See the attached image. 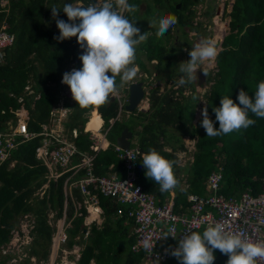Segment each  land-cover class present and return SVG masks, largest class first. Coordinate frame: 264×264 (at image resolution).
I'll return each mask as SVG.
<instances>
[{
    "label": "trees",
    "instance_id": "1",
    "mask_svg": "<svg viewBox=\"0 0 264 264\" xmlns=\"http://www.w3.org/2000/svg\"><path fill=\"white\" fill-rule=\"evenodd\" d=\"M6 1L4 5L0 3V30L12 34L14 40L12 45L5 49L4 61L0 63V130L6 129L8 122H16L17 111L24 109L27 112L29 129L38 132L41 130V123L49 117L52 104L56 101L55 91L50 89L49 84L58 83L70 62H73L72 65L78 69L82 68L79 56L83 53V49L77 43V38H66L63 41L55 38L60 35V31L56 25V18L52 16L51 7L60 8L57 18L69 22L62 8L65 3L81 2L86 7L96 0ZM148 2L149 0H129L130 4L138 6V11L135 13V18L138 19L136 26L139 27L141 24L139 27L141 32L146 29L152 32L145 47L146 51L144 50L147 61L158 59L159 62L154 67L160 70L165 67L161 66L165 52L160 43H153L152 39L157 28L150 27V21L168 14L154 10L150 13L151 20L143 26L144 23L140 22L137 13L142 10L141 5L144 4L146 5L143 12H149ZM124 15L129 14L124 13ZM228 15L231 18L229 27L235 36L234 41L223 38L222 49L216 57L217 71L213 76L208 73L209 76L203 78L204 82L213 80L209 91L204 93V98L209 117L215 121V127H219V123L216 121L213 107L220 106L221 97H231L235 103H238L237 96L241 89L250 97H254L258 84L264 81V0H234ZM177 18L179 22L182 21L179 14ZM76 22L79 23V20ZM178 24H189V21L185 19L183 23ZM169 30L165 35L167 38H169ZM134 63L143 66L139 61ZM200 84L203 82L200 81ZM182 88L178 87L176 90L179 95H183ZM192 90L189 97L180 101L173 100L172 95L167 92L158 93V88L152 87L148 95L149 110L133 113L128 118L134 121V129L130 130L136 138L138 137L143 154L155 149L165 158L175 160L174 172L179 169L176 151L184 149L181 138L188 136L196 139L193 161L187 177L189 187L187 189L175 187L161 192L160 185L145 176L146 169L142 165L140 156L136 160L139 165L137 169L139 177L134 184L139 183L143 190L155 194L158 201L169 199L171 197L169 193L172 191L173 194L175 193L173 198L175 207L180 203L189 205L186 196L189 193L205 195L208 175L222 165L223 180L234 186H227L234 188L228 190L220 183L222 193L240 194L249 187L254 188V194L259 192V179L264 176V118L250 114V118L256 123L249 128L208 137L202 126L192 125L196 107L193 96L197 97L194 87ZM20 97L22 101L19 102ZM92 107L82 108L75 104L74 111L83 121L88 118L87 114ZM117 110L115 100L109 101V99L104 105L97 107L105 124H108L109 118L117 117ZM122 121L120 117L116 119L112 130L117 131L116 128H120L117 131L120 133L125 127V124H121ZM100 124L101 118L94 111L87 128L96 130ZM67 126H71V123ZM160 137L164 139L163 142L158 141ZM2 142L4 144V140ZM41 143L42 136L21 143L11 155L16 162L14 166H11L9 160L0 165V251L8 247L12 232H20L22 222L28 218L27 221H33L30 223L33 228L30 234L32 241L24 248L38 260H46L50 253L52 234L46 218L50 213H53L55 221L62 218L64 176L58 180L49 177L46 165L36 158L35 149ZM83 145L87 146V143ZM165 146H169L170 151L165 150ZM113 152L112 149H106L98 154L96 171L102 173L104 168L114 162L116 174L119 178H125L123 164L117 157H113ZM222 153L225 156L223 163L219 157ZM44 184L47 187L41 195L39 191ZM98 199L104 216L100 229L92 227L86 239L81 236L79 240H75L80 233L81 217L74 218L73 227L66 229L67 246L71 248L75 244L82 245L76 264H90V261H94V264H138L141 261V254H134L130 250L134 236L131 234L133 219L128 215L129 204L116 197L101 194L98 195ZM205 229L203 227L196 231L202 234ZM167 243H171L168 238ZM7 256H3L0 263L9 260ZM214 256V264H227L228 256L219 250L214 251ZM28 262V259L23 258L20 264H28ZM159 264H181V262L176 257L170 256Z\"/></svg>",
    "mask_w": 264,
    "mask_h": 264
},
{
    "label": "clouds",
    "instance_id": "2",
    "mask_svg": "<svg viewBox=\"0 0 264 264\" xmlns=\"http://www.w3.org/2000/svg\"><path fill=\"white\" fill-rule=\"evenodd\" d=\"M144 5H141V7L144 8ZM62 8L69 22L57 18L60 8L56 6L51 7L52 16L56 18V25L60 31V35L55 38L60 41L71 37L77 38V43L80 48L83 49V53L79 56L82 62V68L78 69L74 65H70L73 67L72 71H70V67H68L58 83H51L54 85L59 84L58 86L56 85V89L53 90L55 91L56 101L52 104L51 111L55 110L57 114L61 113L63 116L61 123H63L67 129H70V131L76 129L78 131V136L75 140L78 142V144H76L79 149L82 140L85 138L88 140L91 133L99 135L103 133L106 128L110 127L105 136L104 148H102V145L97 148L95 152L94 169L98 175H107L110 172H115L114 162L106 167V172L99 173L96 171L97 156L102 149H112L116 152L122 164L123 157H119V154L124 151H129L126 155L130 159L138 160L139 156L142 157V165L146 169L145 176L159 184L161 192L175 188L179 183L173 170V166L176 164L175 160L165 158L155 149H150L146 154H143L137 138L134 139V147L131 146L133 140L130 139L129 148L126 150H122L119 146L120 150H117L115 142L113 143L108 140L112 125L122 113L129 114V112H133L136 114V111L147 112L150 108L148 95L152 86L145 83L148 74L144 72V77H142L143 75H139V77L142 78L137 81H132L137 75V67L140 66L134 63L136 60L137 48L148 39V33L144 32L141 34L140 28L136 26L138 19L135 18V13L138 11V6L130 4L129 0H97L96 3H90L86 7L83 5L74 6L71 3H65ZM124 13H128L129 15L125 16ZM77 20H79V23L76 22ZM155 25V21L150 23V27ZM175 25L180 24H178V18L174 14L162 16L159 19L158 29L155 33L157 39L166 35L168 30ZM217 55V42L214 39H204L192 46L189 52L190 59L179 64V73L182 75H180L177 85L183 86L185 84L194 83L198 79L197 71L201 68L203 69V74L207 76L208 72L204 64L206 61H214ZM153 60L155 59L151 61ZM154 69L157 70L155 67ZM117 77L120 79V86L128 83L126 87L127 90L129 84L133 82L143 83L144 95L133 111L125 109L127 102L124 105L122 100L124 98L121 97L118 105L117 117L114 119L109 118L108 124H105L101 114L97 111V107L104 105L111 95L116 94L118 90ZM155 87L158 88V86ZM59 89H66V91L61 93L58 98ZM167 93L170 95L173 91L167 90ZM193 99L200 100L195 96H193ZM237 99L238 103H235L231 97L223 96L220 100V106L213 107L219 127H215V121L209 117L208 107L205 106L202 109L201 115L203 118L201 120V126L206 130V136L215 137L221 134L231 133L234 130L247 129L256 123L254 119L250 118V114L257 118H264V81L258 84L254 92V97H250L246 91L241 89ZM58 102H62L67 111H64V106ZM75 104L80 105L82 108L93 106L89 110L86 120L81 121V117L74 111ZM141 107L144 109H141ZM145 108H147V110H145ZM94 111L101 118V124L96 130L87 128V124L91 120ZM110 119L113 121L112 124L109 122ZM68 123H71V126H67ZM136 129H138V127ZM133 137L135 138L134 135ZM90 142L93 144L92 141ZM21 143H24V141L20 142L17 146ZM130 151L136 153L137 157ZM8 160L11 166H14L15 159L11 158L9 155L4 161H1L0 164ZM136 164L138 169L139 165L137 162ZM213 171L221 173L222 182V165ZM84 173L85 169H83V171L80 170L78 174L70 177L67 183H65L67 180L65 178L69 176L70 173L64 175V205L62 218L55 221L53 219V213H50L48 218H46L48 225L51 229H54L51 234L50 253L46 260H38L37 257L29 254V261L34 258L39 264H61L63 260L59 259L57 252L63 251L67 246L68 235L66 229L73 227V221L76 217H81L82 222L79 236H76L75 240H79L81 236H83V239H86L87 236L90 235L92 227L100 229L104 216L103 208L99 205L98 195L103 194L98 190L96 184L87 183L85 189L81 188L80 182L74 184L70 182L72 178H78L72 182L77 180L80 181ZM46 187V184L41 187L39 191L41 195H43ZM93 213L95 215H93ZM31 222L33 221H23L21 224V231L12 232L11 241L6 249L13 248L14 244L18 243L25 247L23 243H26L27 240V244H30L32 241V236L30 234H32L31 231L33 229L30 226ZM133 228L134 226L132 225L131 234L134 236V242L130 246L131 252L138 255L141 254V261L152 264L153 261H150L145 253V250L152 252L154 248L152 238L150 236L145 237L142 243L143 248H138L139 245L137 244V237ZM188 233L189 234L178 241L177 247L170 250L166 249V251H170V254L176 257L181 264H214L215 250H219L222 254L228 256L227 264H258V261H264V242L251 241L244 238L240 233L229 231L227 226L222 222H217L214 225L208 226L202 234L197 231H192L191 229H188ZM168 236L175 238L177 235L170 230L160 238L166 239ZM23 238L24 240H22ZM79 245L81 244H75L70 249L68 246L66 247L70 251L76 249V252H74L75 261L80 257V252L82 250V247ZM14 259L15 257L13 256V260ZM22 259L23 258L18 257V261L15 262L20 264ZM141 261L138 264H141Z\"/></svg>",
    "mask_w": 264,
    "mask_h": 264
},
{
    "label": "built area",
    "instance_id": "3",
    "mask_svg": "<svg viewBox=\"0 0 264 264\" xmlns=\"http://www.w3.org/2000/svg\"><path fill=\"white\" fill-rule=\"evenodd\" d=\"M6 2L0 1L1 5ZM13 40L12 34L0 30V63L4 61L5 49L12 45ZM18 101H22V98L20 97ZM26 116L27 112L19 109L17 121L8 122V130L0 132V162L4 161L20 142L42 136V143L37 145L35 153L36 158L48 168L49 177L58 180L70 173L65 178L67 183L70 177L85 169L83 178L74 182L72 181L78 178H72L71 184L80 182L81 188L85 189L87 183L96 184L104 196L116 197L128 203L130 206L128 215L133 219V231L137 237L138 248H143L145 237L152 238L154 244L152 252L145 250L150 261L164 262L172 256L166 249L177 247L178 241L189 234L188 229L196 231L217 222L224 223L229 231L240 233L248 240L264 242V176L259 179L260 191L255 194L254 188L249 187L238 196L225 195L221 192V173L212 171L206 179L205 195L189 193L186 197L189 205L180 203L175 207L174 194L165 201H158L155 194L143 190L138 183L134 184L138 177L137 164L136 159H130L126 155L129 151L119 154V157H123L125 178H119L116 172L98 175L94 169L96 154L79 149L75 143L78 131L67 129L55 110H52L47 120L41 123V130L38 132L29 129ZM109 122L112 124V119ZM109 128L104 130L100 139L96 138L98 135L96 133L89 135V140L96 149L105 143ZM116 149L120 150L118 146ZM170 230L177 236L175 238L168 236L171 243H167V238L160 237ZM258 264H264V261H258Z\"/></svg>",
    "mask_w": 264,
    "mask_h": 264
},
{
    "label": "rangeland",
    "instance_id": "4",
    "mask_svg": "<svg viewBox=\"0 0 264 264\" xmlns=\"http://www.w3.org/2000/svg\"><path fill=\"white\" fill-rule=\"evenodd\" d=\"M150 1L151 0H149L148 2L149 4L147 6V10H149V12L147 11L143 12V8H142V10L137 13L138 14L137 16L140 18V22L144 23L143 26H145L146 22H149V20H151L150 13L154 10H158L161 13H166L168 15L169 14L175 15L177 12V14H179L182 17V21L181 22L178 21V23H183L185 19H188L189 24L175 25L172 28H170L169 38H167L164 35L163 37L157 39L156 35L154 34L153 36L154 38L152 39L153 43H160V45L163 46L164 52H165L164 54L165 59L163 57V59L161 60V66L164 65L165 67H163L160 70L154 69V66L159 62L158 59H155L153 61H147V58L145 55V51H146L145 47L148 45L147 41L149 40V37L151 36L152 32L146 29L144 32L148 33V39L146 42L138 46L137 52H136V60H135V62L139 61L140 64H143V67H140V66L137 67L138 69L137 75L132 81H137L140 78L144 77V74H145L144 72H146L148 74L147 75L148 78H146L145 80V83L147 85H151L152 87L158 86L159 93L167 92V90L176 92L174 94L171 93L170 95H172L171 97L173 98V100H180V101H184V98L189 97L193 92L192 87H194V91L197 94V98L200 100H196L195 114L192 120V125L200 127L201 120L203 118L201 115V111L205 106L204 93L209 91L210 86L213 84V80L210 79L209 82H204L203 78L205 79L207 76H205L204 74L201 75L199 73L200 69H198L197 77H199V79L201 80L197 79L194 83H192V85L185 84L183 86H178L177 81L180 79V75H182L179 73V64L183 61L186 62L188 59H190L189 52L192 46H194L195 44L199 43L200 41L204 39H208V38L214 39L217 42L218 52L222 49L221 42L224 36H225V39L234 41L235 36H233L234 34L231 33L230 27H228L229 20H230L228 13L230 9L231 0H196V1L195 0H159L158 2L153 0L151 1V3ZM73 5L74 6L82 5V3L74 2ZM218 6H221L220 11L218 10ZM250 9H253V8H250ZM177 14L175 15L176 17H177ZM161 17L162 16H160L157 20L156 19L154 20L156 22V25L154 27L157 29H158V22ZM151 22L152 21H150V23ZM140 26L141 24L139 25V27ZM144 32H141V34H143ZM168 55L169 57L171 56V58H169ZM72 64L74 63L70 62L67 65L70 67L69 68L70 71H72V68H73L72 66H70ZM216 65L217 64H216V58H215L214 61H206L204 64V67L207 70V72L210 73L211 76H213L214 73H216L217 71ZM173 72L175 74H173ZM202 72H203V69H202ZM171 73L172 75H170ZM139 75H143V76L139 77ZM118 80H120L119 77H117L118 90L116 94L111 95L109 97V101L115 100L117 107L119 105L121 97L124 98L123 99L124 105L127 102L126 99H128V90L126 89L128 83L127 84L125 83L123 84V86H120V82H118ZM200 81L203 82V84H200ZM178 87H183L182 88L183 95H179L177 93L176 90ZM50 89L55 90L56 85L50 84ZM147 89L149 90L148 86H147ZM65 91L66 89H59L58 98L60 97L61 93ZM58 103L63 105L62 102H58ZM141 109H144V108L141 107ZM145 110H147V108H145ZM145 110H141V111H145ZM64 111H67L65 106H64ZM137 112L138 111H136V113ZM129 114L132 115L133 112H129ZM129 114L123 113L120 116L121 121L125 119V121H122L121 124H125V126H127L129 129L133 130L134 121L132 118L129 120L127 119L129 118ZM182 114L184 115V113ZM57 115L60 116L61 119L63 118L61 113ZM53 128L56 129V127H53ZM116 129L118 131L120 128H116ZM117 131L111 130L110 136L108 139L109 141L114 143L115 137L119 134V132ZM172 132L176 133V131H172ZM134 139H136V136L135 138L133 137V139H131L133 140L131 142L132 147H134V143H135ZM158 141L163 142L164 139L160 137ZM181 141L184 145V149H182V151L180 149H177L176 151V156L178 159L177 165L179 169H177L174 172V174L177 177V179H179V183L176 186V188L178 187L179 189L181 188L187 189L189 187V182L187 181V177L189 176L188 172H190V164H192V161H193V153L195 151L196 139L189 138L188 136H186V137H182ZM164 149L170 151L169 146H165ZM107 150H111V149L108 148ZM101 151H104V149H102ZM112 155L113 157L118 158L115 152H113ZM101 156L102 154L99 155V157ZM219 157L223 163L224 157H225L223 153L220 154ZM103 172H106V168L103 169ZM221 183L224 184L225 187L227 186L234 187L231 183H229L225 179L222 180ZM232 187H227V188L228 190L234 189ZM170 193L172 194L173 192L170 191ZM235 195L238 196V194H235ZM27 220L28 218L24 219V221H27ZM52 231H54L53 228H52ZM22 240H24V238ZM27 243H28V240L26 241V243H23V244L26 246ZM52 244H53V241H52ZM79 246L82 247V245H79ZM66 247L64 248L63 251L57 252V256L59 257V259L63 260L61 264H76V261L74 260V252H76V249H74L73 251H70L69 250L70 248L67 249ZM25 249L26 248H24V246H21L18 243V244H14L13 248L11 247L4 251H0V259H2L3 256H6V255H8L10 258L9 260L2 262L0 264H18L17 262H15V261H18V257L29 260V251ZM13 256L15 257L14 260H13ZM28 264H39V262L33 258L32 260L28 262ZM90 264H94V261H90ZM141 264H147V263L144 261H141ZM152 264H159V262L158 261L153 262Z\"/></svg>",
    "mask_w": 264,
    "mask_h": 264
},
{
    "label": "water",
    "instance_id": "5",
    "mask_svg": "<svg viewBox=\"0 0 264 264\" xmlns=\"http://www.w3.org/2000/svg\"><path fill=\"white\" fill-rule=\"evenodd\" d=\"M199 73L202 75V69L199 70ZM143 83L133 82L129 84L128 87V99L125 109L128 111H133L136 106H138L140 100L143 98ZM133 133L128 127H124L120 133L115 137V145L119 146L122 150L129 148L130 139H132Z\"/></svg>",
    "mask_w": 264,
    "mask_h": 264
},
{
    "label": "crops",
    "instance_id": "6",
    "mask_svg": "<svg viewBox=\"0 0 264 264\" xmlns=\"http://www.w3.org/2000/svg\"><path fill=\"white\" fill-rule=\"evenodd\" d=\"M233 3H234V0H231L230 1V9H229V12L231 11V9H232V6H233ZM218 10L220 11L221 10V6H218ZM222 11H223V9H222ZM231 19V18H230ZM230 21V20H229ZM228 27H229V25H228ZM8 130V126H7V128L6 129H4V130H0V132H2V131H7ZM102 135V133L101 134H99V135H96V138H98V139H100V136ZM102 137V136H101ZM87 143V146H84L83 145V143ZM75 143H77L78 144V142L75 140ZM105 145V144H104ZM104 145H103V147L102 148H104ZM18 146H16V148H17ZM16 148H14V149H12L10 152H9V156H11L12 155V153H13V151L16 149ZM80 149L81 150H86L87 152H90V153H95L96 152V148L94 147V145L89 141V139L87 140L86 138L85 139H83L82 140V142H81V144H80ZM103 163V162H102ZM14 164V163H13ZM173 194V193H172ZM171 193H170V195H172ZM93 215H95L94 213H93Z\"/></svg>",
    "mask_w": 264,
    "mask_h": 264
},
{
    "label": "bare ground",
    "instance_id": "7",
    "mask_svg": "<svg viewBox=\"0 0 264 264\" xmlns=\"http://www.w3.org/2000/svg\"><path fill=\"white\" fill-rule=\"evenodd\" d=\"M11 157V156H10ZM16 163V162H15ZM2 164H4V163H2ZM1 165V164H0Z\"/></svg>",
    "mask_w": 264,
    "mask_h": 264
}]
</instances>
